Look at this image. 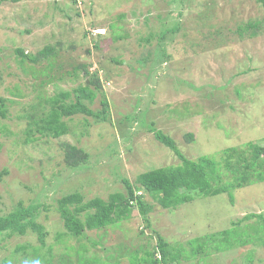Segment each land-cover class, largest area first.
<instances>
[{"label": "rangeland", "instance_id": "obj_1", "mask_svg": "<svg viewBox=\"0 0 264 264\" xmlns=\"http://www.w3.org/2000/svg\"><path fill=\"white\" fill-rule=\"evenodd\" d=\"M45 48L53 54L36 63L19 53L38 55ZM84 85L104 89L110 119L64 117L67 134L35 133L29 140V123L48 112V99L62 91L73 95ZM89 105L100 109V95ZM1 107L0 216L21 202L42 204L38 220L49 231L46 248L54 252L86 245L87 256L103 254L92 245L97 240L110 252L142 257L155 248L158 235L189 250L192 239H218L233 222L249 233L263 223L245 218L264 215V182H257L233 190V200L228 193L197 197L175 209L162 208L145 193L154 205L151 228L134 209L117 227L58 241L65 228L57 200L64 195L107 199L126 192L122 177L136 184L140 173L180 162L150 127L168 134L194 160L207 155L221 162L227 148L264 145V6L258 0L3 1ZM66 144L82 148L88 162L69 167ZM260 229L257 238L227 250L212 248L209 239L203 255L180 264H264V225ZM26 243L39 241L32 232L0 240V264L5 257L20 264L15 249ZM29 255L33 263L38 258L33 249Z\"/></svg>", "mask_w": 264, "mask_h": 264}, {"label": "trees", "instance_id": "obj_2", "mask_svg": "<svg viewBox=\"0 0 264 264\" xmlns=\"http://www.w3.org/2000/svg\"><path fill=\"white\" fill-rule=\"evenodd\" d=\"M3 1L7 0H0V4ZM12 1L16 3L21 0ZM258 1L264 6V0ZM249 26L256 27L254 24H249ZM251 34L254 32L252 31ZM53 52L52 48H45L38 55H29L19 51L25 58L35 63L39 62L41 57H50ZM98 95H100L102 107L95 110L89 104H92ZM48 102L50 104L48 112L34 120L33 123H29V140L34 138L35 135H32L35 133L55 138L67 134L69 127L63 121L64 117L85 114L92 116L97 122H105L110 119L111 115L107 94L99 85H96L95 89L90 88V85L77 87L73 95L68 91H62L49 98ZM2 108L0 114L5 117L6 113ZM150 129L155 133L157 140L175 152L180 162L142 172L138 175L136 184L122 177L126 192L111 193L107 199L97 196L86 200L79 192L64 195L57 200L58 211L65 228V232L59 234L58 241L64 242L68 236L78 239L85 238L87 231H97L107 226L117 227L120 225L119 222L131 216L134 209L139 211L145 227L151 228L149 214L154 209V205L148 202L145 193L149 194L162 208L175 209L180 205L196 201L197 197L212 198L228 193L230 199L233 200V190L264 182L263 144L250 142L244 150L235 147L227 148L223 150V155L221 154V162L207 155L194 160L186 156L168 134L154 127ZM193 137V134L188 135L189 140ZM64 147L66 164L69 167L75 168L88 162L89 155L82 148L74 144H66ZM41 207L42 204L25 206L21 202L12 212L0 216L1 241H4L5 237L24 236L30 232L37 236L38 245L20 244L15 249V255L21 253L19 256L21 258L17 261L20 264H180L181 260L190 256L203 255L209 248V239H212L207 236L194 238L190 241L188 250L184 245L171 244L163 235H158L155 248L151 252L146 250L142 257H139L138 253L129 255L121 250L110 252L97 240H93L92 245L99 246L103 254L95 253L93 256H87L89 248L86 245L78 248L67 246L61 251L54 252L52 247L46 248L49 231L38 220ZM251 217H258L263 221L260 226L253 227V233L236 226L237 223L233 222L234 226L222 230L218 233V239L213 238L214 241H210L213 243L212 248L227 250L252 241V237L257 238L261 232L259 228L264 225V215L253 213L245 218ZM30 249L38 255L34 263L30 261ZM126 258L128 263L124 261ZM13 260H17V257ZM14 261L11 262L15 263ZM11 262L6 257L3 258V264H12Z\"/></svg>", "mask_w": 264, "mask_h": 264}]
</instances>
